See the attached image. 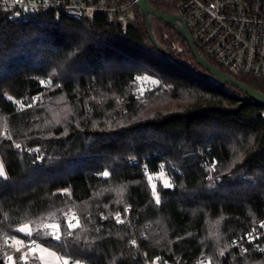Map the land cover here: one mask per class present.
<instances>
[{"label": "trees", "instance_id": "obj_1", "mask_svg": "<svg viewBox=\"0 0 264 264\" xmlns=\"http://www.w3.org/2000/svg\"><path fill=\"white\" fill-rule=\"evenodd\" d=\"M130 14L0 7V264H42L15 239L71 264H264V105L181 70L203 71L186 41L149 15L159 51Z\"/></svg>", "mask_w": 264, "mask_h": 264}, {"label": "built area", "instance_id": "obj_2", "mask_svg": "<svg viewBox=\"0 0 264 264\" xmlns=\"http://www.w3.org/2000/svg\"><path fill=\"white\" fill-rule=\"evenodd\" d=\"M162 1L181 16L197 49L230 72L264 80V0ZM133 5L135 0H0L9 19L19 20L42 12L81 21L97 15L126 18ZM258 231L247 240H257Z\"/></svg>", "mask_w": 264, "mask_h": 264}, {"label": "water", "instance_id": "obj_3", "mask_svg": "<svg viewBox=\"0 0 264 264\" xmlns=\"http://www.w3.org/2000/svg\"><path fill=\"white\" fill-rule=\"evenodd\" d=\"M135 4L144 16V22L149 39L159 51H161V47L158 45L152 34L149 24V18H148L149 15H152L164 21V23L171 26L176 31V33L186 41L192 53V56L196 60L197 64L203 69V71L191 70L188 67L180 64L179 62H175V65L177 67H179L184 72L192 76H195L199 79H202L204 81L206 80V76L213 77L219 81L220 84L218 87H221V85L234 86L238 88L240 91H242L244 94H246V97L254 100L256 103L264 105V94L253 89L249 85L239 81L235 77L222 72L219 68L211 64L204 56H202L198 52L179 14H171V13L163 12L161 10H157L153 8L147 0H135ZM55 234L56 233H54V235Z\"/></svg>", "mask_w": 264, "mask_h": 264}, {"label": "rangeland", "instance_id": "obj_4", "mask_svg": "<svg viewBox=\"0 0 264 264\" xmlns=\"http://www.w3.org/2000/svg\"><path fill=\"white\" fill-rule=\"evenodd\" d=\"M130 11H129V16H130ZM187 59V58H185ZM187 62H190V59H187ZM142 79L145 80V82L151 81V82H156L152 78H150L147 75H144ZM209 83H213L217 86H219V81L213 77L206 76V80ZM221 88L226 90L225 85H221ZM1 168V166H0ZM160 177L162 179V182L165 184L168 183V179L160 174ZM19 230L23 233H30L31 232V225L29 223H25L19 227ZM34 243V245H32ZM15 248L17 250H20V257L21 258H37L40 260L42 264H71L68 262L65 258H62L58 256L55 251L40 242L39 240H32L28 245H23L22 241L19 239H15Z\"/></svg>", "mask_w": 264, "mask_h": 264}, {"label": "snow or ice", "instance_id": "obj_5", "mask_svg": "<svg viewBox=\"0 0 264 264\" xmlns=\"http://www.w3.org/2000/svg\"><path fill=\"white\" fill-rule=\"evenodd\" d=\"M71 227H75V225H71Z\"/></svg>", "mask_w": 264, "mask_h": 264}]
</instances>
